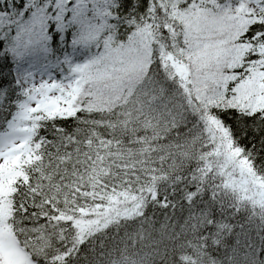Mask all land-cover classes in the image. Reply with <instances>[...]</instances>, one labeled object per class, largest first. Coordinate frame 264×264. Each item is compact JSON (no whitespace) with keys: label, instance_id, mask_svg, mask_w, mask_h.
Returning <instances> with one entry per match:
<instances>
[{"label":"trees","instance_id":"16d2710c","mask_svg":"<svg viewBox=\"0 0 264 264\" xmlns=\"http://www.w3.org/2000/svg\"><path fill=\"white\" fill-rule=\"evenodd\" d=\"M248 1L102 0L115 48L145 39L93 75V0H0V134L15 121L27 137L0 162V219L6 209L38 264H93L118 243L144 264H264V204L219 172L223 154L264 182V109L231 101L264 68V11ZM21 57L45 62L55 84L68 76L57 108L15 113ZM79 58L90 65L70 77ZM140 200L141 216L124 218ZM198 247L204 259L190 260Z\"/></svg>","mask_w":264,"mask_h":264},{"label":"rangeland","instance_id":"374dc122","mask_svg":"<svg viewBox=\"0 0 264 264\" xmlns=\"http://www.w3.org/2000/svg\"><path fill=\"white\" fill-rule=\"evenodd\" d=\"M102 0H93V15L91 19L92 23L86 26L84 32L89 29L93 30V39L90 35L83 37V43L86 48H93V75L99 73L100 62L102 59L107 57L111 53H117L119 55H126L128 52H131L137 43L142 42L145 39L139 38L137 41H132L128 47L124 48L122 51L115 48V40L111 35H109L103 24V13L107 11L106 6L101 3ZM104 6V8H103ZM103 8V10H102ZM111 9V8H109ZM97 29H103V33L100 35L97 32ZM83 33V32H82ZM241 58V53H237L234 56L233 62H239ZM87 67L90 65L88 62ZM197 68L200 67V64H195ZM85 66V62L79 65L78 69H74V72L79 71ZM86 67V66H85ZM23 72L20 74L19 87L21 88H33L37 85L44 86L43 75L45 73V68L42 67L39 70L34 67L27 65H22ZM38 70V71H37ZM260 70L253 72L248 71L242 77V83L240 84V89L235 90L233 94L234 98L231 100L233 103L254 108H263L264 109V76L263 78L259 74ZM100 86V85H99ZM105 86L100 87V91L97 93H103ZM105 103V102H103ZM221 134V132H220ZM17 135L14 131L9 133H4L0 135V158L3 156V153L7 151L8 148L16 144ZM220 169L219 172L223 176L226 185L233 191L239 192L243 198L253 199L258 203L264 204V182L260 179H257L253 175L248 174L246 171L234 164L233 160H230L225 155L220 157ZM253 201V202H255ZM0 264H10L0 254Z\"/></svg>","mask_w":264,"mask_h":264},{"label":"water","instance_id":"95a60500","mask_svg":"<svg viewBox=\"0 0 264 264\" xmlns=\"http://www.w3.org/2000/svg\"><path fill=\"white\" fill-rule=\"evenodd\" d=\"M175 70L177 73H180L182 70H183V67L181 66V64H178L176 67H175Z\"/></svg>","mask_w":264,"mask_h":264}]
</instances>
